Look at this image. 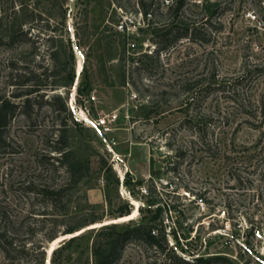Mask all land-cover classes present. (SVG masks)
Listing matches in <instances>:
<instances>
[{"label": "rangeland", "instance_id": "obj_1", "mask_svg": "<svg viewBox=\"0 0 264 264\" xmlns=\"http://www.w3.org/2000/svg\"><path fill=\"white\" fill-rule=\"evenodd\" d=\"M137 1L24 0L25 15L20 0H0V34L26 19L22 26L31 37L30 42L0 43V95L17 89L14 83L24 79L25 68L64 61L60 49L70 38L75 83L68 93L61 86L55 92L66 97L68 106L73 95L78 104L94 95L89 102L93 117L118 114L112 134L79 119L78 128H71L70 144L90 158L91 173L76 187L68 186L70 213L83 203V193L106 212L104 223H137L144 220L147 205L162 204L167 210L161 217L179 233L177 240L170 233L167 239L180 256L192 260L220 254L238 264H264V0H188L184 16L200 32L163 51L159 62L148 67H137L129 57L155 50L152 31L163 28L173 0H155L148 17ZM207 5L217 12L209 24H201ZM84 75L91 91L80 98ZM224 83L226 90L219 89ZM64 117L42 103L32 118L18 114L11 120L6 144L0 146V225L20 229V237L29 235V241L42 239L55 216L42 214L44 200L30 185L68 181L64 168L45 156L58 155L53 137ZM194 123L202 127L205 143L191 129ZM112 135L117 141L113 151L104 139ZM101 156L121 181L125 172L142 179L116 188L111 184L112 205L103 196ZM91 188L101 193L98 202L93 192L89 196ZM123 199L133 204L132 212L114 218L108 211ZM62 213L60 229L65 226ZM59 237L42 248L50 250ZM91 242L87 235L80 245L74 243L68 250L72 260L64 264L90 257ZM7 262L0 251V264ZM9 263L31 264V258ZM118 264L185 263L129 242Z\"/></svg>", "mask_w": 264, "mask_h": 264}, {"label": "trees", "instance_id": "obj_2", "mask_svg": "<svg viewBox=\"0 0 264 264\" xmlns=\"http://www.w3.org/2000/svg\"><path fill=\"white\" fill-rule=\"evenodd\" d=\"M20 1L21 10L25 11V15H27L28 8L24 4V0ZM137 3L145 17L153 15L157 4L155 0H138ZM187 4L188 0H173L168 6V20L163 28L158 30L155 27L152 31V40L156 44L155 50L150 53H144L137 58L131 55L132 57H129V62L131 61L132 64H136L137 67L144 64L146 66L149 63H152V66H154L155 63L159 62L163 51L165 52L176 46L184 38L192 37L194 39L195 34L200 32V28L195 23H188L186 21L184 12ZM210 4L214 5L215 3ZM61 8L63 10L65 8L63 3ZM208 10L209 13L201 24H205V22L209 24L213 14L217 12L216 8L212 9L211 6H208ZM25 22L26 19L21 23H17V25H12L7 31L2 32L0 34V43L30 42L31 37L28 36L27 30L23 29L22 26ZM19 36L21 37L19 38ZM204 39L206 41L209 40L207 37ZM60 50L64 55V61L37 68H25L22 72L24 79L14 83L17 89L9 95H0V146L6 144V130L11 120L18 114L32 118L35 109H39L42 103H48L53 111L65 114L61 125L59 123L57 126L56 136L53 137L54 145L52 146V150L56 151L58 155L46 154L45 156L47 160L52 159V165L57 163V166L60 167L61 165L64 168L68 180L64 184L40 183L38 185H30L31 192L44 200L45 208L42 214L51 213L55 214V216L52 217L51 225L46 229L45 235L38 241H29V235L27 237L23 235V238L20 237V229H13L3 224L0 225V251L8 260L5 264H10L9 262H13L15 259L21 260L25 257L31 258V264H44L45 250L42 246L45 242L52 241L60 234L74 233L91 224L103 222L106 213L104 210L99 211V206L89 202L86 193H83V203H78L75 206V213L72 214L69 211L68 200L65 198L68 194V186L72 185L76 187L84 178L90 175L91 167L90 158L77 154L70 144L71 128L74 126L77 129L79 123L74 117L72 109L68 106L66 97L61 93L55 92L61 86L68 93L75 83V57L70 38L67 39L65 47H62ZM119 60L123 62L125 60L124 56L120 57ZM209 86L212 87L211 85ZM217 86L221 90H226L225 83ZM77 90L80 98L89 94L91 84L87 75H84L83 84L79 85ZM17 98L22 99H20L21 101H16ZM191 129L199 134L202 142L205 143L202 127L198 123H194ZM100 165L104 170L106 179L103 196L109 205H112V199L110 198L111 184L115 185L116 188L120 183L128 184L131 181H142V179H134L128 172H125V176L121 181L104 156L100 158ZM132 209L133 204L129 199H123L108 213H111V216L115 218L130 214ZM60 210H63L62 215L65 218V226L62 229H60V217H58ZM164 210H167V208L162 204H158L155 207L147 205L145 210L147 213L144 215V220L142 221L134 223L131 219L127 224H120L119 222L106 223L65 239L52 251L50 264H64L65 261L72 260L71 252H68V250L74 243L80 245L87 235H91L92 238L91 256L86 258L77 256L70 264H118L129 242H139L151 247L156 252L164 253L165 256L174 259L176 263L198 264L206 262L211 264H238L220 254L204 258V256H196L193 253L195 256L192 257V260L180 256L176 252L175 246L171 245L167 239L170 233L177 240L179 233L175 226H171L170 223L165 222L161 217ZM167 228H169V231Z\"/></svg>", "mask_w": 264, "mask_h": 264}, {"label": "built area", "instance_id": "obj_3", "mask_svg": "<svg viewBox=\"0 0 264 264\" xmlns=\"http://www.w3.org/2000/svg\"><path fill=\"white\" fill-rule=\"evenodd\" d=\"M120 29L124 28V25L121 23L118 25ZM133 45V44H132ZM76 91V88H75ZM76 93V92H75ZM90 98L92 100H95L94 95H90ZM89 97L83 98L82 102L78 104V99L75 97V95L72 96L70 100V108L73 110L75 113V118L81 120L88 126H93L92 123H94L99 130L102 131L103 134H112L114 127L113 125L115 124L118 114L114 110L111 113H99L97 117H93L91 113V107H90V100ZM79 111H82L84 113V116H79L78 113ZM105 142L107 145L110 147V149L113 151V146L117 144V141L115 139V136H110L109 138L104 137ZM115 154V152H114ZM202 200V199H201Z\"/></svg>", "mask_w": 264, "mask_h": 264}, {"label": "water", "instance_id": "obj_4", "mask_svg": "<svg viewBox=\"0 0 264 264\" xmlns=\"http://www.w3.org/2000/svg\"><path fill=\"white\" fill-rule=\"evenodd\" d=\"M93 126L99 130V128L94 124L92 123ZM112 222H115V221H111V222H105L103 221V223H101L100 225H97V226H101L103 224H106V223H112ZM97 226H92V227H87V228H84L83 230H80L78 233L76 234H73V235H70L68 236L67 234H62L61 237H59V239L55 242V244L53 246H51V243H49V247L51 246L50 250L48 248H44L45 250V258H44V264H50V257H51V253L52 251L59 245V243H61L63 240L67 239V238H70L72 236H75V235H78L80 233H83L85 230L87 229H91V228H95ZM54 240V239H53ZM52 240V241H53Z\"/></svg>", "mask_w": 264, "mask_h": 264}, {"label": "crops", "instance_id": "obj_5", "mask_svg": "<svg viewBox=\"0 0 264 264\" xmlns=\"http://www.w3.org/2000/svg\"><path fill=\"white\" fill-rule=\"evenodd\" d=\"M98 114H99V113H98ZM143 174H144V173H142L141 175H139V177H140V178H144L145 175H143ZM88 192H89V196H91V192L94 193V198H95L94 200H95V202H98V201L100 200V198H101V193L95 191L93 188L89 189Z\"/></svg>", "mask_w": 264, "mask_h": 264}]
</instances>
